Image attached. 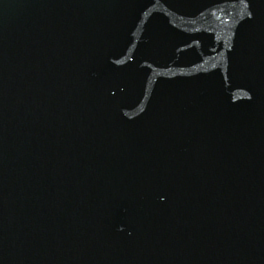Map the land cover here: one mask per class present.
I'll return each instance as SVG.
<instances>
[{
  "label": "water",
  "instance_id": "obj_1",
  "mask_svg": "<svg viewBox=\"0 0 264 264\" xmlns=\"http://www.w3.org/2000/svg\"><path fill=\"white\" fill-rule=\"evenodd\" d=\"M0 264H264V0H0Z\"/></svg>",
  "mask_w": 264,
  "mask_h": 264
}]
</instances>
